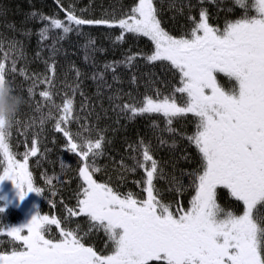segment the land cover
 Returning <instances> with one entry per match:
<instances>
[{
  "label": "snow or ice",
  "instance_id": "snow-or-ice-1",
  "mask_svg": "<svg viewBox=\"0 0 264 264\" xmlns=\"http://www.w3.org/2000/svg\"><path fill=\"white\" fill-rule=\"evenodd\" d=\"M234 3L244 14L226 22L223 30L210 25L207 10L202 9L199 20L190 17L193 27L179 38L161 26L154 0H138L130 13L118 20L84 19L74 11L67 12L66 20L41 16L49 22L40 32L41 39H47L51 29L67 35L79 32L84 25L119 27L121 36L117 39L121 42L125 33L147 37L154 51L144 59L167 62L178 74V83L168 95L157 91L156 98L145 96L139 106L124 105L123 110L132 118L162 114L169 132L174 131L175 119L191 114L196 130L187 139L196 146L201 167L192 182L195 194L190 207L173 210L171 204L159 199L154 185L158 162L141 141L142 159L132 157L134 166L125 168L144 170L146 198L122 195L108 183L94 179V173L100 171L95 161L103 155V136L92 140L67 129L73 120V98L66 97L62 106L53 103L60 110L54 130L63 133L68 151L82 162L77 206L67 209L66 219L84 216L89 232L105 233L112 245L111 254L103 255L86 246L78 224L75 229L61 227L62 221L56 216L37 213L29 223L0 228V236L10 238L13 245L10 251H0V264H264V214L258 211V205H264V0ZM249 10L254 14L248 15ZM14 50L16 46L11 44L9 52H4L0 41L3 60H8ZM135 59L128 57L127 65L131 67ZM48 70L54 76V63ZM11 71H16L15 60ZM218 74L232 82L230 89L218 83ZM21 75L27 78L23 70ZM6 81L5 63L0 62V83ZM51 82V77L41 81ZM28 91L34 95L32 87ZM40 95L51 102L50 90ZM51 118L49 111L41 123ZM11 135V130L0 131V182L11 180L21 200L32 192L42 195L43 189L34 186L29 170V157L39 152L36 141L18 159L10 144ZM47 183L51 185L52 180ZM219 187L242 202V214L218 204ZM52 226L59 230L58 238L47 235Z\"/></svg>",
  "mask_w": 264,
  "mask_h": 264
},
{
  "label": "trees",
  "instance_id": "trees-1",
  "mask_svg": "<svg viewBox=\"0 0 264 264\" xmlns=\"http://www.w3.org/2000/svg\"><path fill=\"white\" fill-rule=\"evenodd\" d=\"M203 2L209 3L210 0H154L161 26L177 37L188 32L187 27L192 23L190 17ZM136 3L138 0H0V41L4 52H9L11 44L16 46V50L9 53L8 60H3V53H0V62L5 63L6 80L25 100L17 117L20 123H15L11 129L10 144L17 158L21 159L36 141L39 152L29 157V170L33 174L34 186L42 187L50 191L48 195L55 196L56 208L67 210L75 205L74 200L67 201L70 199L66 194L74 193V189L69 188L66 182L76 177L82 167L78 155L68 151L67 138L54 130L60 110L52 105L62 106L66 97L74 99L73 120L67 129L73 134L81 132L92 140L99 135L104 138L103 155L95 161L100 168L94 173L97 182L108 183L118 191L128 188L134 194L146 196L144 188H140L144 184L141 177V173L145 175L144 170L138 167L135 171L127 170L134 166L132 157L142 159L140 142L143 141L158 162L154 185L159 199L173 206L179 195L185 198L188 194L190 202L192 194H195L192 182L200 170L201 157L187 137L196 130V119L191 114L175 119L172 124L174 131L169 132L162 114L132 118L123 110L124 105L139 106L145 96L156 98L157 91L161 96L168 95L178 83V78L175 79L161 62L149 63L144 59L152 54L154 44L147 37L131 33H125L121 42L117 39L121 36V29L106 25H84L79 32L74 30L67 35L62 30L51 29L47 39L40 36L41 30L49 23L41 16L66 20L71 7L78 6L81 18L118 20L130 13ZM233 4L236 9L231 3L215 0L210 6L211 18L234 21L236 15L241 17L238 5ZM47 10L49 12H45ZM109 49H117V52L114 55ZM130 56L136 57L131 67L126 63ZM13 60L16 61L15 72L11 71ZM53 63L54 76L48 70ZM21 70L27 78L21 75ZM46 77L52 78L51 85L41 83ZM116 80H123L126 85L113 87ZM30 87L34 92L31 96ZM47 90L52 93L51 102L40 95ZM177 101L180 102L179 95ZM49 111L53 118L45 119L42 124V117L46 118ZM135 175V178L130 177ZM49 179L52 180L51 185L47 183ZM59 189L67 200L61 195L56 198ZM222 189H217L218 204L225 210L242 214V204L235 202ZM5 200L0 196V207L4 208L0 213V228L25 224V216L32 213L27 214ZM20 201L19 197L17 202ZM87 236L94 243L86 246H97V236ZM105 238H102L104 247L98 249V253L103 255L111 254V243Z\"/></svg>",
  "mask_w": 264,
  "mask_h": 264
},
{
  "label": "rangeland",
  "instance_id": "rangeland-1",
  "mask_svg": "<svg viewBox=\"0 0 264 264\" xmlns=\"http://www.w3.org/2000/svg\"><path fill=\"white\" fill-rule=\"evenodd\" d=\"M244 13V11H243ZM249 15H253V13L248 12ZM223 20V19H221ZM220 21H215L211 18V15L208 16V22L210 25H212L213 27H216L215 25H219ZM219 28L221 30H223L220 26L216 27ZM111 50L114 55L117 52L114 51V49H109ZM105 53V52H102ZM106 54V53H105ZM163 65V63L161 64ZM217 80L218 83L225 89L228 90L232 87V82L229 81L228 78H226L223 74H218L217 75ZM227 83V85L225 84ZM52 133V131H50ZM53 134V133H52ZM139 176V174H136ZM135 176H130L131 178H135ZM141 177H145V175L143 173H141ZM66 184H68L67 186L69 188H73L74 189V193L73 192H68L66 194L67 198L62 195V191L57 190L56 193V198L57 196H63V198L67 201H71L74 200L75 205H73L71 208L75 209L77 206V199H78V193L80 191V185L82 184V180L79 177V174L74 177L73 179H69L67 180ZM155 184V183H154ZM35 187H39V186H35ZM144 188L145 185L143 184L142 186H140V188ZM42 188V187H39ZM43 189V193L42 195H38L35 192L29 193L23 200H21L20 202H17V200L19 199V190L15 187L14 183L12 181L6 180L3 182H0V196L3 199H6L5 201L9 204H13L16 205V207L22 208L24 211L27 212V214L32 213V215H29L28 217L25 216V224L29 223L31 221V219L37 214L40 213L42 215H49V216H56L57 218H59L62 221L61 227H65V228H73L75 229L77 227V224L79 225L80 228V232L79 234L81 236H84L83 239V243L86 244H92L94 243V241L92 240H85L86 235H84L85 233L88 234H95L97 236V246H95L94 244V249L98 252V249L100 248V246L104 247V244H102V242L104 240H102V238H105V233L103 231H96V230H92L89 232V223L87 221L86 218H83L82 216H78V217H71L70 219H66V217H68V212L67 210H64L63 208H56L55 205L56 204V200H55V196L54 195H48L50 191H47L46 189ZM113 189L115 191H117L118 193L122 194V195H127L128 193H131L130 190H128V188L123 189L124 191H118L117 189H115L113 187ZM156 189V188H155ZM146 193V192H145ZM133 194V193H132ZM134 195V194H133ZM194 194H192L193 196ZM191 196V198H192ZM146 198V196L144 195L141 199ZM188 194L186 195V197L184 198L183 196L179 195L176 200H174L173 206H174V210L177 206H182L183 208L190 207V202H188ZM58 199V198H57ZM58 203V201H57ZM243 206V205H242ZM262 206L264 209V205H260ZM258 208L259 205H258ZM48 210V211H47ZM259 214H264V211H261L258 209ZM257 213L254 212V215H256ZM86 221V222H85ZM18 227V226H17ZM4 228V227H3ZM58 229L55 226H52V230L51 233L47 234L49 236V238H58ZM107 237V236H106ZM91 239V238H88ZM100 240H102L100 242ZM106 241V238H105ZM12 242L10 240V238H8L7 236H0V251H10L12 248Z\"/></svg>",
  "mask_w": 264,
  "mask_h": 264
},
{
  "label": "clouds",
  "instance_id": "clouds-1",
  "mask_svg": "<svg viewBox=\"0 0 264 264\" xmlns=\"http://www.w3.org/2000/svg\"><path fill=\"white\" fill-rule=\"evenodd\" d=\"M25 104L23 96L16 94L6 81L0 83V131H10Z\"/></svg>",
  "mask_w": 264,
  "mask_h": 264
},
{
  "label": "bare ground",
  "instance_id": "bare-ground-1",
  "mask_svg": "<svg viewBox=\"0 0 264 264\" xmlns=\"http://www.w3.org/2000/svg\"><path fill=\"white\" fill-rule=\"evenodd\" d=\"M70 11H74V13L77 15V16H80L81 15V12L78 10V6H76V7H71V10ZM45 12H49V10H47V11H45ZM50 13H52V12H50ZM57 13V12H56ZM95 18V17H94ZM95 19H99V18H95ZM112 47V46H111ZM118 85V86H121V88L122 87H124L125 85H126V83H125V81H123V80H116V81H114V84H113V87H114V85ZM106 237V236H105ZM107 238V237H106Z\"/></svg>",
  "mask_w": 264,
  "mask_h": 264
},
{
  "label": "flooded vegetation",
  "instance_id": "flooded-vegetation-1",
  "mask_svg": "<svg viewBox=\"0 0 264 264\" xmlns=\"http://www.w3.org/2000/svg\"><path fill=\"white\" fill-rule=\"evenodd\" d=\"M220 2H224V0H220ZM225 84H226V83H225ZM226 85H227V84H226ZM222 188H223V187H222ZM222 190H224L225 192H227V193L229 194V192H228L227 189H222ZM235 202H238V201L235 200ZM238 203L242 204V202H238ZM259 207L261 208V211H264V209H262V208H263L262 206L259 205ZM260 208H258V209L260 210Z\"/></svg>",
  "mask_w": 264,
  "mask_h": 264
}]
</instances>
